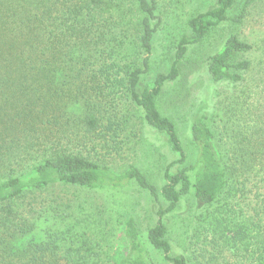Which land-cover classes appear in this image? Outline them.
<instances>
[{
	"label": "trees",
	"instance_id": "obj_1",
	"mask_svg": "<svg viewBox=\"0 0 264 264\" xmlns=\"http://www.w3.org/2000/svg\"><path fill=\"white\" fill-rule=\"evenodd\" d=\"M261 1L244 0L230 16L237 0H216L191 16L193 40L182 37L169 73L158 74L141 91L161 23L157 0H0V264H111L102 250L106 234L95 196L133 186L159 204L158 222L145 241L135 220H128L127 248L114 264H154L149 245L167 264H191L173 255L165 223L189 194L214 208L206 220L219 240L235 248L244 242L250 264H264V224H234L223 216L233 211L239 179L264 173V58L258 65L242 58L255 47L236 35L209 58L213 82L234 91L224 110L204 114L193 125L198 150L193 164L174 122L158 106L167 83L179 78L188 47L223 24L242 25ZM121 98L133 107V116L167 137L178 156L165 167L161 186L137 166L116 172L66 153V146L93 136L104 140V128L118 130ZM109 112L115 115L104 125ZM218 118H226L223 138ZM258 204L256 216L264 217V197ZM216 258L210 255L207 264H216Z\"/></svg>",
	"mask_w": 264,
	"mask_h": 264
},
{
	"label": "rangeland",
	"instance_id": "obj_2",
	"mask_svg": "<svg viewBox=\"0 0 264 264\" xmlns=\"http://www.w3.org/2000/svg\"><path fill=\"white\" fill-rule=\"evenodd\" d=\"M157 1V14L161 23L153 40L150 71L142 80L141 91L152 85L158 74L169 73L182 37L193 40V34L187 24L188 19L208 11L216 3V0ZM243 3L244 0H237L230 16L238 14ZM233 35L255 47L254 51L242 58L258 65L264 58V1L258 2L250 10L242 25L223 24L212 31L204 42L190 45L179 66V78L167 83L158 100L161 113L171 119L177 128L189 164L195 162L198 154L192 138L193 125L204 114L211 115L220 108L224 110L230 103L229 96L233 93L234 87L214 83L209 73L208 62L211 56L223 49L227 39ZM125 106H129L127 100L124 98L118 100L115 110L119 113L115 121L121 123L118 130L104 128L102 131L105 133L104 140L93 136V141L86 140V143L66 146L68 148L66 153L81 154L109 166L116 172H122L131 165L137 166L154 184L161 186L165 167L178 156L171 151L165 135L148 127L142 118L133 116L135 113L133 107L129 106V113L124 111ZM115 112L106 114L107 118L103 119L102 123L107 125L109 117L115 115ZM124 116L125 118L129 116L128 124H124ZM219 119L218 130L223 132L220 137L223 138L226 118ZM229 129L230 126H227V131ZM226 135L231 136V131ZM226 141L227 138L223 142ZM230 143L227 142V147ZM176 169L177 167H174L172 170ZM239 180L240 192L239 197L232 201L233 211L223 216L234 224H251L254 220L262 226L264 223L260 219L264 217L262 214L257 217L255 210L259 211L258 202L264 197V173ZM95 203L99 206L95 212L100 215L106 234L101 242L104 258L113 260L111 264L117 263L120 255L125 254L127 248L125 224L128 220L131 218L135 220L145 241L149 230L158 222L159 204L146 191L136 186L117 192L97 194ZM213 210L214 208L200 205L192 194L182 199L179 209L165 220L171 232L173 255H183L191 264L199 262L207 264L210 255L217 256L216 264H250V252L245 251L244 242L235 248L228 245L225 240H219L213 230L214 225L209 223V219L206 220V216ZM227 235L235 236L234 233ZM149 249L154 264H167L161 252L150 245Z\"/></svg>",
	"mask_w": 264,
	"mask_h": 264
}]
</instances>
